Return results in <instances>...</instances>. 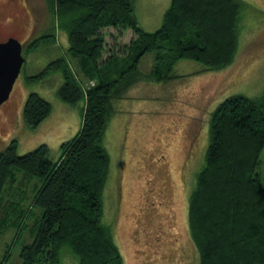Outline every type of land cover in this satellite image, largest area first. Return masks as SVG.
<instances>
[{
	"label": "trees",
	"instance_id": "16d2710c",
	"mask_svg": "<svg viewBox=\"0 0 264 264\" xmlns=\"http://www.w3.org/2000/svg\"><path fill=\"white\" fill-rule=\"evenodd\" d=\"M54 28L67 33V54L48 63L28 83H59L57 97L80 106L79 132L61 142L54 158L46 145L25 155L17 141L0 152V232L8 222L1 208L13 170L41 181L34 205L41 216L31 243L20 251L21 264H123L121 253L104 223L103 191L110 167L103 146L113 102L139 82L175 78L173 66L192 60L206 71H222L238 51L242 0H171L159 30L141 29L133 0H49ZM133 34L113 52L104 29ZM39 38L29 39L31 48ZM111 37L113 35H110ZM81 78L92 82L84 86ZM145 55H153L148 73L139 70ZM24 56V54H23ZM60 79V80H59ZM23 122L36 128L51 113V103L30 92L22 108ZM205 163L188 203L190 236L199 264H264V186L259 173L264 149V93L256 99L234 95L223 100L209 121ZM66 248L69 259L61 258Z\"/></svg>",
	"mask_w": 264,
	"mask_h": 264
},
{
	"label": "rangeland",
	"instance_id": "374dc122",
	"mask_svg": "<svg viewBox=\"0 0 264 264\" xmlns=\"http://www.w3.org/2000/svg\"><path fill=\"white\" fill-rule=\"evenodd\" d=\"M170 1L136 0L141 29L150 33L159 30ZM242 1L247 7L241 10L239 48L232 65L222 71H206L195 61L179 60L172 69L175 78L139 82L123 99L113 102L103 137L110 163L102 195L103 220L112 229L123 264H199L188 226V200L205 163L212 112L234 95L256 99L264 93V0ZM48 3L0 0L4 17L0 40L16 38L24 45L26 59L8 100L0 106V152L16 140L18 155L44 144L57 158L61 142L76 136L81 126V105H67L57 97L60 82L49 77L50 81L32 84L25 78L67 54V33L56 23L52 27ZM103 33L113 52L133 37L130 31L118 35L113 28ZM45 34L48 36L33 47H25L29 39ZM68 58L72 62L70 55ZM153 64V55H145L139 70L148 73ZM72 65L81 76L74 62ZM90 84L86 81L83 85ZM30 92L50 102L52 110L33 129L22 118ZM258 167L259 187H263L264 149ZM13 178L2 197L8 201L1 208L8 226L0 232V264H21L20 251L33 240L41 216L33 204L41 181L17 168ZM66 253V248L61 250L64 261L69 259Z\"/></svg>",
	"mask_w": 264,
	"mask_h": 264
},
{
	"label": "water",
	"instance_id": "95a60500",
	"mask_svg": "<svg viewBox=\"0 0 264 264\" xmlns=\"http://www.w3.org/2000/svg\"><path fill=\"white\" fill-rule=\"evenodd\" d=\"M23 47L14 37L0 42V106L8 100L26 60L22 55Z\"/></svg>",
	"mask_w": 264,
	"mask_h": 264
},
{
	"label": "crops",
	"instance_id": "0c3cea01",
	"mask_svg": "<svg viewBox=\"0 0 264 264\" xmlns=\"http://www.w3.org/2000/svg\"><path fill=\"white\" fill-rule=\"evenodd\" d=\"M171 2V1H170ZM135 5H136V7H137V2H136V0H133V7L135 8V10H136V7H135ZM168 9V8H167ZM167 9H165V11L167 10ZM164 11V12H165ZM135 16H136V11H135ZM163 16V15H162ZM136 18H137V16H136ZM73 67H74V65H73ZM75 69V68H74ZM76 71V70H75ZM80 77V76H79ZM81 78V77H80ZM60 80V79H59ZM83 83H86V80H84V79H80ZM26 95H25V93L23 94H21V100H23V102H24V97H25ZM24 106V105H23ZM25 123V122H24ZM59 156V155H58Z\"/></svg>",
	"mask_w": 264,
	"mask_h": 264
},
{
	"label": "flooded vegetation",
	"instance_id": "af4514ba",
	"mask_svg": "<svg viewBox=\"0 0 264 264\" xmlns=\"http://www.w3.org/2000/svg\"><path fill=\"white\" fill-rule=\"evenodd\" d=\"M5 9H3V11H4ZM3 15V13H2V7H0V29H1V27H2V23H3V21H4V17L2 16ZM8 38H6L5 40H0V42H4V41H6ZM161 191V190H160ZM159 194V197H161V195H160V192L158 193ZM151 209H153V210H155L154 208H152L151 207ZM150 209V210H151Z\"/></svg>",
	"mask_w": 264,
	"mask_h": 264
},
{
	"label": "bare ground",
	"instance_id": "6f19581e",
	"mask_svg": "<svg viewBox=\"0 0 264 264\" xmlns=\"http://www.w3.org/2000/svg\"><path fill=\"white\" fill-rule=\"evenodd\" d=\"M22 55H23V53H22Z\"/></svg>",
	"mask_w": 264,
	"mask_h": 264
}]
</instances>
